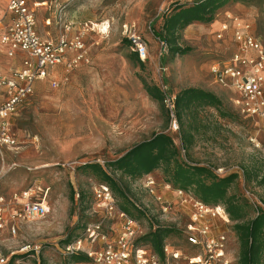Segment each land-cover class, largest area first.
<instances>
[{
    "label": "rangeland",
    "instance_id": "1",
    "mask_svg": "<svg viewBox=\"0 0 264 264\" xmlns=\"http://www.w3.org/2000/svg\"><path fill=\"white\" fill-rule=\"evenodd\" d=\"M37 1L46 5L38 11L39 33L50 38L65 35L70 40L83 35L90 63L73 72L60 69L63 80L58 89L48 82L37 85L14 118L13 133L19 146L0 160V194L9 199L25 191L33 193L30 200L45 202L48 212L21 226L16 236L0 233V257H9L7 264H35L40 257L46 264H68L61 253L63 245L78 236L86 222L101 219L91 192L97 181L82 172V165H105L155 133H169L180 145L179 134L170 129L165 106L147 94L142 80L160 88L166 85L167 92L174 96L193 87L222 99L223 106L235 117L223 119L214 109H207V128L197 135L191 157L203 165L213 164L222 177L238 173L232 192L252 206V215L256 208L264 209V189L254 181L246 183L241 170L252 165L261 168L264 162L263 124L236 111L235 94L215 83L211 71L238 49L233 29L218 39L228 16L249 23L264 43V0H232L216 12L212 22L189 25L178 43L191 50L174 57L162 47L151 27L160 29L163 16L177 4L191 5L197 0ZM7 2L0 0V35ZM131 32L147 44L149 54L142 67L130 58L133 47L125 39L129 40ZM8 65L0 46V69ZM149 177L170 204L167 215L145 189ZM124 181L134 200L161 223L174 225L172 221H178L176 227L187 223L190 207L172 190L164 189L161 171L138 182ZM76 191L90 195L89 200L81 204L76 197L71 199ZM142 227L148 230L147 221ZM231 227L230 222V247L238 258L239 245ZM170 239L174 244L181 241L175 234ZM24 245H39L41 253L35 259L23 254Z\"/></svg>",
    "mask_w": 264,
    "mask_h": 264
},
{
    "label": "built area",
    "instance_id": "2",
    "mask_svg": "<svg viewBox=\"0 0 264 264\" xmlns=\"http://www.w3.org/2000/svg\"><path fill=\"white\" fill-rule=\"evenodd\" d=\"M42 4L37 0L8 1L7 11L11 21L1 36V46L8 57L14 58L20 52L25 58L19 68L9 72L0 70V89L5 97L0 104L2 161L6 152L19 146L12 122L20 107L34 94L36 83L48 81L53 89H58L61 81L53 76L54 69L63 67L73 71L82 63H90L83 35L70 40L65 35L46 38L39 33L37 11ZM46 24L50 26L51 21L47 20ZM230 29H233L238 49L229 60L214 65L212 75L215 83L235 94L233 103L241 114L262 122L264 132V43L253 33L249 23L233 16H228V21L222 24L218 39H223ZM128 38L133 51L145 61L149 54L146 42L135 32H131ZM161 45L167 48L164 41ZM161 89L166 94L164 103L171 115L170 129L177 134L179 125L174 115L175 96L167 92L166 85ZM144 186L161 204L162 213L167 215L170 204L158 192L156 181L149 177ZM164 189L172 190L183 204L187 203L190 207L187 223L183 227L177 225L183 233L185 246L166 242L162 254L157 255L148 245L139 243V238L146 231L141 221L119 208L109 187L94 183L91 192L96 213L100 212L101 219L88 222L75 239L63 246L61 253L82 255L86 258L83 264H237V257L230 247L229 232L222 228L223 224L230 223L224 208L192 199L185 191L166 183ZM31 196L33 193L27 191L9 199L0 194V233L16 236L21 226L47 214L45 202H32ZM75 197L78 201V191ZM172 222L175 226L179 224L178 221ZM157 227V224L154 225V229ZM21 252L34 259L41 253L39 245H24ZM9 260V257H0V264H7Z\"/></svg>",
    "mask_w": 264,
    "mask_h": 264
},
{
    "label": "trees",
    "instance_id": "3",
    "mask_svg": "<svg viewBox=\"0 0 264 264\" xmlns=\"http://www.w3.org/2000/svg\"><path fill=\"white\" fill-rule=\"evenodd\" d=\"M231 1L197 0L191 5L177 4L170 13L163 16V24L160 29L151 27L153 35L166 43L172 57L185 55L191 49L179 45L181 32L196 22H212L216 12ZM240 1L249 3L254 0ZM125 42L131 44L128 39H125ZM130 58L140 67L144 65L137 53H131ZM142 82L147 94L166 108L164 103L166 94L162 89L157 85H150L145 80ZM207 109H214L223 119L235 117L223 106L222 99L215 93L201 88L183 89L175 95L174 106V115L179 125L177 134H179L180 145L176 144L173 136L169 133H155L149 140L134 145L118 158L106 162L105 165L87 163L82 165L81 170L96 180L98 184L109 187L121 210L141 223L144 220L147 221L148 230L139 238L138 242L148 245L157 255L162 254L166 242L173 243L170 237L174 234L182 241L177 245L183 244V233L175 225L161 223L146 207L136 202L130 195L126 183L123 182H125L124 178L131 182H138L156 171H161L162 182L171 185L174 189L185 191L207 205L224 208L232 223L231 230L239 245L237 264H264V209L259 207L258 212L256 211L252 215V206L232 192L233 186L239 179L238 173L222 177L216 173L217 168L213 164L203 165L191 157L197 135L202 129L207 128ZM166 111L170 124L171 115L167 108ZM236 111L240 115L246 116L241 114L238 109ZM241 170L246 183L254 181L264 189V162L261 168L252 165L251 168L242 167ZM78 192L80 194L78 201L81 204L89 200L90 195L87 196L83 191ZM74 198L75 193L72 192L71 199ZM156 224L158 227L154 229ZM72 240L68 239L65 245ZM62 256L68 261V264L86 262V258L82 255ZM35 264L46 263L43 257H40V261L38 263L35 261Z\"/></svg>",
    "mask_w": 264,
    "mask_h": 264
},
{
    "label": "crops",
    "instance_id": "4",
    "mask_svg": "<svg viewBox=\"0 0 264 264\" xmlns=\"http://www.w3.org/2000/svg\"><path fill=\"white\" fill-rule=\"evenodd\" d=\"M8 1H9V0H8ZM40 3H43V4H42V6L38 9V11H39L41 8H43L44 6H46V5H44V4H45L44 2H40ZM7 5H8V2H7ZM38 11H37V15H38ZM4 21H5V24H4V26H3V29H2V32H1V35H0V41H1V36H2V34L4 33L5 29L7 28V26L9 25V23H10V21H11V16H10V14H9L8 11H7V7H6V11H5ZM44 37H46V36H44ZM46 38H49V37H46ZM0 46H1V42H0ZM1 49H2V52H3L4 56H5V58L8 60L9 65L6 66L5 70H2V69H0V70L5 71V72H9L10 70L15 69V68H19V67L21 66V63H22L23 59L25 58V55H24V54H22V53L19 52V53H17V55H16L14 58H10V57H8L6 51L4 50V48H3L2 46H1ZM83 65H85V64L82 63L77 69H79V68H80L81 66H83ZM60 69L65 70L63 67H57V69H54V70L52 71V73H53V76L56 77V79H59L60 81H62V80H63V76H60V75H59V71H60ZM77 69H75V70H73V71H76ZM65 71H67V70H65ZM73 71H69V72H73ZM42 82H48V81H39V82L36 83V86L39 85V84H41ZM3 93H4V91L0 89V104H1V103L4 101V99H5ZM13 122H14V119H13ZM13 122H12V123H13ZM13 125H14V123L12 124V129H13ZM222 226H223L222 228H223L225 231L229 232V230H228V228H227V225L225 226V224H223ZM229 236H230V234H229ZM230 241H231V239H230Z\"/></svg>",
    "mask_w": 264,
    "mask_h": 264
},
{
    "label": "bare ground",
    "instance_id": "5",
    "mask_svg": "<svg viewBox=\"0 0 264 264\" xmlns=\"http://www.w3.org/2000/svg\"><path fill=\"white\" fill-rule=\"evenodd\" d=\"M102 28H104V27H102ZM107 28V27H106Z\"/></svg>",
    "mask_w": 264,
    "mask_h": 264
}]
</instances>
